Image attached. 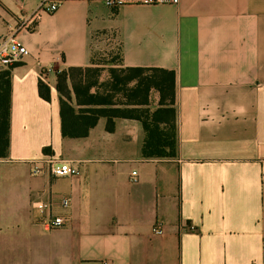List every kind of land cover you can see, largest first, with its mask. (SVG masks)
I'll return each instance as SVG.
<instances>
[{"label":"crops","instance_id":"crops-1","mask_svg":"<svg viewBox=\"0 0 264 264\" xmlns=\"http://www.w3.org/2000/svg\"><path fill=\"white\" fill-rule=\"evenodd\" d=\"M106 1L64 0L27 29L21 18L39 0H0V39L14 34L28 50L11 69L0 264H264V0ZM106 66L174 71L175 158H143L136 119L62 135L57 74ZM45 156L79 174L33 176L30 162ZM50 217L66 224L48 229Z\"/></svg>","mask_w":264,"mask_h":264},{"label":"trees","instance_id":"trees-1","mask_svg":"<svg viewBox=\"0 0 264 264\" xmlns=\"http://www.w3.org/2000/svg\"><path fill=\"white\" fill-rule=\"evenodd\" d=\"M15 64L0 72V159L6 158L9 149L10 78ZM104 72L101 67H88L72 68L57 74L62 135L68 138L85 137L101 117L108 119L109 130H112L114 118L136 119L142 123L145 132L143 158H175L174 71L109 68L106 74ZM38 92L42 99L50 100V89L44 81L39 82ZM153 93L158 95V101L157 108L151 110Z\"/></svg>","mask_w":264,"mask_h":264},{"label":"built area","instance_id":"built-area-1","mask_svg":"<svg viewBox=\"0 0 264 264\" xmlns=\"http://www.w3.org/2000/svg\"><path fill=\"white\" fill-rule=\"evenodd\" d=\"M64 0H39L36 10L28 16L21 18L20 28L31 29L34 23L42 14H53L55 13ZM123 0H107L106 3L110 7H117L123 4ZM143 4H173L179 3V0H142ZM28 55V50L24 47L16 38L14 34L4 36L0 39V62L4 66H11L14 62L20 60L24 56ZM53 71V67H46L42 70V74L46 75ZM31 173L33 176H39L43 173V169L46 168L49 173L54 177H65V176H77L79 169L69 162L61 161L50 156H45L40 160L30 162ZM133 182H137V172L132 173ZM64 207L69 205L68 200L62 202ZM35 209L43 214L50 212L52 204L49 202H39L35 204ZM66 224L65 219L62 217H50L46 222L45 226L48 229H59ZM182 231L196 232L197 228L195 225H183L181 226ZM155 234H163V229L160 224H156L153 229ZM109 264V263H105Z\"/></svg>","mask_w":264,"mask_h":264},{"label":"rangeland","instance_id":"rangeland-1","mask_svg":"<svg viewBox=\"0 0 264 264\" xmlns=\"http://www.w3.org/2000/svg\"><path fill=\"white\" fill-rule=\"evenodd\" d=\"M101 68L105 69V72L104 73L106 74L107 73L106 70L109 69V68H111V67H107L106 66V67H101ZM117 99H120V98H117Z\"/></svg>","mask_w":264,"mask_h":264}]
</instances>
